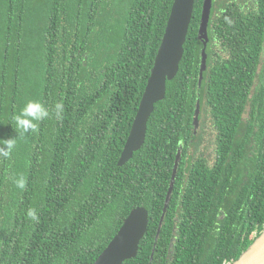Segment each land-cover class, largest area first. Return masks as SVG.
<instances>
[{"label":"trees","instance_id":"trees-1","mask_svg":"<svg viewBox=\"0 0 264 264\" xmlns=\"http://www.w3.org/2000/svg\"><path fill=\"white\" fill-rule=\"evenodd\" d=\"M202 1L142 147L118 166L173 0H0V148L16 141L0 156V264H93L137 207L147 231L122 264H230L264 231V0H212L198 86ZM29 100L50 115L23 133ZM197 101L213 157L197 155Z\"/></svg>","mask_w":264,"mask_h":264},{"label":"water","instance_id":"water-1","mask_svg":"<svg viewBox=\"0 0 264 264\" xmlns=\"http://www.w3.org/2000/svg\"><path fill=\"white\" fill-rule=\"evenodd\" d=\"M212 0H203L198 30V37L202 42L201 72L205 69V47L208 42L207 23ZM194 0H173L165 30L157 49L153 67L140 99L137 112L132 122L130 132L118 159L117 165L123 166L138 151L146 136L147 122L154 110V105L163 100L166 93V81H171L179 70L189 25L192 19ZM199 102L195 104L193 117V131L196 133L199 124ZM180 160V150L177 151L164 205L159 219V227L155 241L168 207ZM148 225V213L145 208L137 207L130 210L113 238L98 255L93 264H122L124 261L136 257L140 241L143 239ZM154 248V247H153ZM152 253L150 260L152 259ZM150 264V263H149ZM230 264H264V231L249 245V247Z\"/></svg>","mask_w":264,"mask_h":264},{"label":"clouds","instance_id":"clouds-1","mask_svg":"<svg viewBox=\"0 0 264 264\" xmlns=\"http://www.w3.org/2000/svg\"><path fill=\"white\" fill-rule=\"evenodd\" d=\"M56 114L59 116L63 110V105L58 103L55 106ZM50 115L49 110L39 101L29 100L19 110L18 114L14 116L15 128L23 133L35 131L38 127V122L48 118ZM15 138H9L4 142V147L0 148V156L9 157L12 149L15 147ZM25 179L20 176L16 180L18 188L25 187ZM28 216L33 220H37L35 210H29Z\"/></svg>","mask_w":264,"mask_h":264},{"label":"rangeland","instance_id":"rangeland-1","mask_svg":"<svg viewBox=\"0 0 264 264\" xmlns=\"http://www.w3.org/2000/svg\"><path fill=\"white\" fill-rule=\"evenodd\" d=\"M116 9H118V6ZM107 16L105 17V19L107 18ZM198 131H201L202 145H201L199 151L197 152V155L200 154L203 157H208V156L213 157L212 156L213 155V145L211 143L213 133H212L211 129L209 128L208 123L204 122L201 125V121L199 119V124H198L197 130H196V134L198 133Z\"/></svg>","mask_w":264,"mask_h":264}]
</instances>
